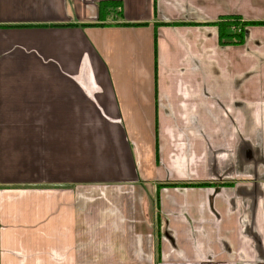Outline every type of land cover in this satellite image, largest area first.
I'll return each instance as SVG.
<instances>
[{
  "label": "crops",
  "instance_id": "0c3cea01",
  "mask_svg": "<svg viewBox=\"0 0 264 264\" xmlns=\"http://www.w3.org/2000/svg\"><path fill=\"white\" fill-rule=\"evenodd\" d=\"M0 264H264V0H0Z\"/></svg>",
  "mask_w": 264,
  "mask_h": 264
},
{
  "label": "trees",
  "instance_id": "16d2710c",
  "mask_svg": "<svg viewBox=\"0 0 264 264\" xmlns=\"http://www.w3.org/2000/svg\"><path fill=\"white\" fill-rule=\"evenodd\" d=\"M108 11L110 13L122 15V7L119 3L103 2L99 4V13L103 17L104 13ZM218 29L219 42L222 46L242 45L245 42V29L248 26L255 25L244 21L241 17H223L219 21L211 24ZM96 26V25H86ZM128 26V25H125ZM131 26H146V25H131ZM178 186V185H173ZM182 187H188L191 185H181ZM198 187L206 185H195Z\"/></svg>",
  "mask_w": 264,
  "mask_h": 264
}]
</instances>
